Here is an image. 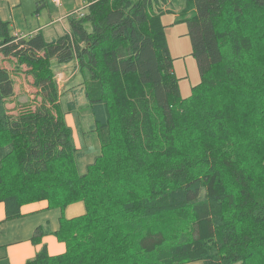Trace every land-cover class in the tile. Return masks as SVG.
Listing matches in <instances>:
<instances>
[{
    "label": "trees",
    "instance_id": "16d2710c",
    "mask_svg": "<svg viewBox=\"0 0 264 264\" xmlns=\"http://www.w3.org/2000/svg\"><path fill=\"white\" fill-rule=\"evenodd\" d=\"M160 2L87 0L56 39L3 35L0 53L27 68L41 98L14 115V74L0 67L6 220L41 201L85 207L52 233L65 252L44 246L24 264H264V0L182 3L177 23L188 25L201 75L188 98L162 20L175 10ZM57 65L82 77L90 132L104 151L82 175ZM50 233L38 227L33 243Z\"/></svg>",
    "mask_w": 264,
    "mask_h": 264
},
{
    "label": "rangeland",
    "instance_id": "374dc122",
    "mask_svg": "<svg viewBox=\"0 0 264 264\" xmlns=\"http://www.w3.org/2000/svg\"><path fill=\"white\" fill-rule=\"evenodd\" d=\"M185 0H167L166 5L160 2V7L164 11L175 10V13H165L162 17L165 25V34L167 44L171 57L174 59V71L179 79V87L183 98H188L192 89L197 87L201 83V75L197 65V61L192 55V42L188 35L187 23H177V13L179 8L183 7ZM62 6L58 8L53 0H43L40 4H34V10L37 9L44 11L43 20H48V15L60 14V9L64 11L65 8H73L77 6L80 9L83 6L82 0H61ZM165 5V6H164ZM157 8V7H156ZM182 9V8H181ZM49 10V11H48ZM36 12L34 14L36 16ZM13 30V27H11ZM61 22H57L54 25L46 28L44 31L46 39L50 40L52 36H57L62 33ZM6 63L3 64L5 66ZM7 68L14 74L16 83V95L14 102L13 98L8 102L7 107L11 112L16 115L25 110H35L40 106L41 98L37 94V89L32 86L33 79L27 74V68L25 66L17 67L16 59L11 58L7 64ZM18 69V70H17ZM56 79L59 81V93L61 95V108L65 112V119L67 124L73 129L75 144L77 148L84 153L82 158L75 157V166L80 175L87 172L89 164L93 163L95 158L103 154L101 146V140L97 135L92 134L90 127L93 124L90 108L87 105V100L84 94V87L82 86V77L75 72L73 65L70 66H55ZM17 70V72H15ZM69 101H75L76 110L68 114L67 103ZM60 107L53 109V112L57 115L61 110ZM17 111V112H16ZM16 112V113H15ZM264 123V117L261 118ZM76 208L68 206L63 211L60 210L61 216L70 218L68 212L76 211ZM60 216V217H61ZM262 260H260L261 262ZM191 264V263H190Z\"/></svg>",
    "mask_w": 264,
    "mask_h": 264
},
{
    "label": "crops",
    "instance_id": "0c3cea01",
    "mask_svg": "<svg viewBox=\"0 0 264 264\" xmlns=\"http://www.w3.org/2000/svg\"><path fill=\"white\" fill-rule=\"evenodd\" d=\"M43 0H0V20L7 24L8 30L6 33H0V41L3 40V35L15 36L22 35L24 37L34 35L44 31L46 28L61 22L63 32L57 36H52L50 40L56 39L63 35L68 29V17L75 12H85L87 0H82L83 6L77 9L65 8L64 11L60 9L59 16L51 14L49 11L48 20L44 21V11L34 10V4H40ZM58 1V3H56ZM71 2L72 0H68ZM58 8H61V0H53ZM36 12V16L34 14ZM13 27V30H11ZM46 38V37H45ZM48 40V39H47ZM10 61L0 53V67L7 68ZM6 63L5 66L3 64ZM16 85V83H15ZM16 95V86H15ZM13 97L14 102L16 97ZM76 208V211L68 212L71 219L85 213V207L82 202L69 205ZM23 216L13 220H6V208L3 203H0V264H24L28 260L34 258L36 254L45 246L51 255H58L66 250L64 243L59 242L57 238L52 235L60 226V209L48 208L47 201L27 204L22 208ZM40 226L48 227L51 231L42 237L39 245H35L32 241L36 229ZM191 264H202L201 262Z\"/></svg>",
    "mask_w": 264,
    "mask_h": 264
},
{
    "label": "built area",
    "instance_id": "2783aa9c",
    "mask_svg": "<svg viewBox=\"0 0 264 264\" xmlns=\"http://www.w3.org/2000/svg\"><path fill=\"white\" fill-rule=\"evenodd\" d=\"M56 3H58V1H56ZM57 81H58V79H57ZM59 82V81H58Z\"/></svg>",
    "mask_w": 264,
    "mask_h": 264
}]
</instances>
